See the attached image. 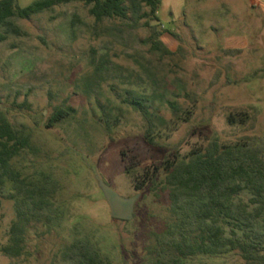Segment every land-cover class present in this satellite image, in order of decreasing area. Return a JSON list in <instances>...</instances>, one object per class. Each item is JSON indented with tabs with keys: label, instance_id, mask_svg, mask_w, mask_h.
<instances>
[{
	"label": "rangeland",
	"instance_id": "rangeland-1",
	"mask_svg": "<svg viewBox=\"0 0 264 264\" xmlns=\"http://www.w3.org/2000/svg\"><path fill=\"white\" fill-rule=\"evenodd\" d=\"M13 22L21 34L0 42V113L36 148L13 168L53 184V204L29 222L23 254L0 253V264H73L66 253L78 240L107 264H152L154 234L170 218L166 160L215 135L264 145V0H162L158 20L130 10L127 19L101 22L90 6L71 2ZM135 102L155 118L154 143ZM58 108L67 115L52 121ZM101 182L137 199L132 220L111 216ZM18 197L9 178L0 182V247L10 244ZM189 264L244 261L227 253Z\"/></svg>",
	"mask_w": 264,
	"mask_h": 264
},
{
	"label": "trees",
	"instance_id": "trees-1",
	"mask_svg": "<svg viewBox=\"0 0 264 264\" xmlns=\"http://www.w3.org/2000/svg\"><path fill=\"white\" fill-rule=\"evenodd\" d=\"M18 1L0 0V42L6 41L9 34H21L14 18L28 20L62 4L85 3L97 22L127 19L130 10L139 20H158L162 5V0H134L131 8L125 0H37L22 8ZM144 8L149 11L143 12ZM2 28L4 32H1ZM135 105L149 123L146 137L154 143L155 118L141 103L135 102ZM170 106L178 119L187 121L183 119L185 112L180 105L170 103ZM66 115L64 109L58 108L52 121ZM240 115L247 116L246 113L238 114L234 119L232 115L229 121L236 123ZM24 151H36L31 135L16 130L0 113V182L4 184L5 178H9L19 196L18 221L12 226L10 244L0 247V253L10 257L23 254L29 222L53 204V184L49 181L34 183L22 178V174L13 168L14 159ZM164 171V184L169 189L170 218L165 229L154 234L150 249L152 264H189L197 256L227 253H238L244 264H264L263 144L250 138L227 141L215 135L205 147L166 160ZM244 192L251 195L248 202L238 199ZM66 257L73 264H107L88 240L74 242Z\"/></svg>",
	"mask_w": 264,
	"mask_h": 264
},
{
	"label": "water",
	"instance_id": "water-1",
	"mask_svg": "<svg viewBox=\"0 0 264 264\" xmlns=\"http://www.w3.org/2000/svg\"><path fill=\"white\" fill-rule=\"evenodd\" d=\"M102 191L110 205L111 216L116 220L130 221L134 218L136 198H124L110 186L101 182Z\"/></svg>",
	"mask_w": 264,
	"mask_h": 264
}]
</instances>
